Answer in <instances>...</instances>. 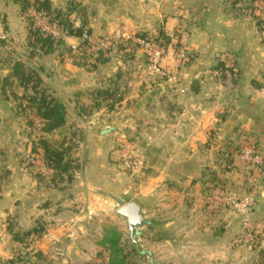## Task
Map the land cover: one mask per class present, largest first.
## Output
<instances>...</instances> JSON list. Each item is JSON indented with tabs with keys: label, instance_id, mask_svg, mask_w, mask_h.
I'll use <instances>...</instances> for the list:
<instances>
[{
	"label": "crops",
	"instance_id": "obj_1",
	"mask_svg": "<svg viewBox=\"0 0 264 264\" xmlns=\"http://www.w3.org/2000/svg\"><path fill=\"white\" fill-rule=\"evenodd\" d=\"M51 2L59 9L74 2L79 13L75 25L86 21L95 38L112 35L123 25L135 34L142 33L156 39L162 49L161 66L169 73L167 78L153 73L148 64L149 56L141 47L118 49L121 53H131L130 61L123 63L126 65L118 67L114 62H107L100 64L95 72L86 73L65 61L57 67L54 79L51 76L44 78L67 107L65 128L68 120L73 118L71 127L84 130L87 149L90 151L89 166L94 165L95 161L99 165L103 164V155L114 147L109 136L112 139L117 136L116 129L125 135H140L150 168L155 171L149 182L141 186L140 196L135 197L140 202L135 198L131 201L139 204L142 213H151L149 218L157 225H171L177 232V237L172 240L175 239L174 244L178 241L179 246L172 245L173 255H182L179 261L187 260L189 264H226L228 260L236 262L233 264H241L244 260L240 259L242 255L231 256L236 248H231L230 240L223 238L227 231L220 232L213 239L212 233L217 224L213 225L209 218H199L198 215L199 223H207L199 227L205 231V235H199L198 227L193 228V211L199 208L200 215L203 214L209 179L216 181L221 178L226 182L228 176L230 179L245 176L246 169L237 150L241 141L253 137L264 151V5L255 16L246 9L250 0ZM3 12L7 27L4 32L0 27V39L4 41L3 51L11 50L12 53L15 42H10L13 38L21 44L27 39L26 22L20 6L13 0H0V14ZM82 41V38L77 37L65 39V43L72 47L80 45ZM180 41L189 51L198 55L186 67L180 66L174 55ZM6 43L9 45L6 46ZM225 53L237 59V72L230 82L223 81L219 76L222 67L220 56ZM46 68L45 64L43 71L48 75ZM97 72L100 74H95ZM101 75L111 77V84L107 85L106 90L113 95L111 100L102 102L91 92L102 88L99 83ZM170 75L176 76L177 81H170ZM92 101L100 103V106L96 107L95 104L94 107H88L87 104H92ZM68 105L69 109L72 107L73 115L68 111ZM88 108L90 110L85 113ZM1 124L0 129L5 130L0 133H4L7 127ZM225 161L230 164L228 167L231 170H224L221 174L218 165L226 166ZM260 181L256 200L257 210L263 214L264 176ZM241 182L240 179L237 186ZM95 186L90 188L93 191L101 189ZM151 188L156 190L154 201L157 202L154 205L150 202L153 199L149 197L153 195L145 193ZM24 192L17 190L13 196ZM95 193L89 192V196L94 198L101 195L98 191ZM11 195L9 191L3 190L2 196L5 197L1 198L0 193V264L12 258L13 237L8 232L9 225H5V217L10 214L20 216L19 226L24 230L31 228L30 220L34 221V208L30 215L22 214L14 206L9 207L7 201ZM16 200H19V196ZM143 200L149 203L151 209L144 205ZM91 204L96 210L100 209L94 201ZM184 214L189 220L186 230L181 227L184 225ZM75 217V222H79V217ZM84 217L90 218L89 213ZM23 221L25 225H22ZM230 222L225 217L222 226ZM225 225L223 228H227ZM59 234L51 231L45 234L44 244L39 247L45 256L49 254L46 248L56 245L52 238L60 239ZM78 243L80 247H85L87 242L79 240ZM165 243L168 242L161 241L163 248L168 246ZM230 248L234 251L230 252Z\"/></svg>",
	"mask_w": 264,
	"mask_h": 264
},
{
	"label": "rangeland",
	"instance_id": "obj_2",
	"mask_svg": "<svg viewBox=\"0 0 264 264\" xmlns=\"http://www.w3.org/2000/svg\"><path fill=\"white\" fill-rule=\"evenodd\" d=\"M262 4L264 5V0H250L246 6L248 8L246 9H249L255 15L262 8ZM62 9L66 13H71L70 19L75 23L77 17H79L75 3L69 2ZM27 12L29 15L21 13L22 17L25 18L28 35V18L31 16V11L29 10ZM2 15H4L6 20L5 12L0 14V27L4 32L7 25ZM32 15L35 17L36 24L40 25L47 32L52 33L56 31L58 33L57 29L50 26L44 19L37 17L33 12ZM54 35L60 36L59 33ZM90 37H92L90 49H80L84 41L82 39L83 41L80 45H74L72 47L65 43V45L58 48L55 54L49 56L36 54L31 57V49L27 44V39L22 44L17 42L18 40L16 38H13L12 41L10 40V43L15 42L14 52L12 53H10L11 50H8V52L3 51L5 45L0 44V124L4 122L1 125L7 127L4 133H0L1 198L5 197L2 196L3 190L9 191L12 194L7 201L9 202V207L14 206L20 209L19 211L22 214L31 215V209L34 208L35 211L32 213L34 221L32 222L30 220L31 228L29 230L38 227L40 229L39 231H43L42 238L28 239V241L25 240L20 243H15L12 240V258L6 261L5 264L8 262L12 264H112L114 258L111 250L108 245H101L100 243L104 242L105 236L111 235L112 237L113 234L111 231L113 230L116 231L119 238V244L117 246L119 252L118 257L119 259H125L124 264H189L187 260L184 262L179 261V257H183L182 255H173L171 252L175 240H172V238L177 237V232L171 228V225L167 227L166 225H157L154 220L149 218L151 213L143 211L142 214L149 220V224L138 229V249L131 239L127 218L118 214L120 208L130 203L135 197L140 196L142 193L141 186L148 181L151 174H154L153 172L155 171L154 168H150L151 165L148 163L150 160L147 159V151L142 148L143 144L141 142L143 140H141L142 137L140 135H125L122 134L123 132L120 129H116L115 132H118V135L113 136V139L109 136V139L114 142V147L111 151L103 155V164L99 165L95 161L94 165L89 166L90 151L87 149V142L85 141V135L83 133L84 130L77 129L76 126L75 128L71 127L73 118L68 120V126L63 131L51 136L45 135L41 131L42 124L40 119L35 116V112L31 110L30 104L27 101V98L34 96L32 89L25 90L19 85L16 79L10 78L12 87H8L6 93L2 91L3 80L12 72L14 63L20 61L31 70L43 69L46 64L48 75L44 74L45 71H41L40 76L43 80L41 89L46 91L48 95L60 100L57 91L48 82H45L44 78L51 76L54 79L56 77L57 67L62 65L61 63L68 61V63L83 69L86 73L95 72L89 71L85 67H80L77 63H84L86 65L93 63L97 57V52L103 49L105 51L104 57L109 59L108 62H114L118 67L126 65L123 63L130 61L131 58L129 56L131 53L119 52L117 45H125L126 50L130 48H141L142 46L138 43L140 38L148 39L160 50L158 55L154 56L143 48L150 59L148 60L150 70L153 73L166 76V78L169 76L167 70L161 66V45L156 39L150 36L142 35V33L135 34L127 27L121 25L112 35L95 38L91 34ZM154 42H157L158 45ZM133 44L136 45L133 46ZM7 45L9 44L6 43ZM71 55H75L77 58L72 59L70 58ZM174 55L178 64L184 67L188 66L198 57L195 52L189 51L182 41L175 48ZM228 56L234 59L236 71L233 73V76L228 78L223 74V68L220 69L219 76L225 82L232 81L237 72V59L234 55L228 53L222 54L220 56L221 63L224 64ZM156 60L157 62L155 64L154 61ZM95 74L100 73L97 72ZM110 79L111 77L99 76V83H101L102 88L91 91L94 92L93 95L99 91H107V85L111 84L109 82ZM169 79L172 82L177 81V77L173 75H170ZM95 104L97 103L92 101V104L90 102L87 106L91 107L93 105L94 107ZM21 106L23 110L20 108ZM89 110L88 108L85 113ZM68 111L73 115L72 107ZM3 130L5 128H1L0 132ZM120 134L124 135V137H121ZM41 138L54 141L58 146L64 144V148L68 149V157L74 159L76 163V169L75 171L73 170V176L71 175L72 181L68 180L67 176L65 181H61L53 171L47 168L42 157V150L38 145ZM255 143L259 145V142L255 138L250 137L243 142L241 141L238 146L239 148H236L239 158L246 169L245 176L242 175L241 178V175H239L235 179H230V176H228L226 182L220 180L221 178L216 181L209 179L210 184L206 185V190L204 189L206 193L204 205L206 204V206L203 207V214L200 215L199 208L193 211V228L195 226L198 227L197 231L200 232L199 235H205V231H201L199 227L207 225V223H199L197 220L198 215L199 218H209V220L213 221V225L217 224L214 226V233H212L214 235L213 239L215 235L222 231L229 232H226L223 238L230 240V244L229 242L228 244L231 248H236V251L230 248V252L234 251L231 253V256L233 255L235 257L237 254L242 255L240 259L244 260L241 264H264V213L260 214L259 210H257L256 200V196H258L256 192L257 187L261 183L260 179L264 176V170L255 172L252 166L241 159L240 154L244 146ZM259 147L263 151L261 146ZM130 160L138 163V168L135 171L128 169V166L126 167V162L130 164ZM220 161H222V158H220ZM77 165L79 166L77 167ZM229 165V163H226V166H222V164L218 165L221 174L224 170H231L228 167ZM41 174L43 177H41ZM55 178L58 182L52 183ZM42 179H45L47 184ZM240 179L243 182H241L240 186H237V182ZM92 185H97L95 187L100 186L101 189H94L93 191V188H90ZM17 190H23L25 192L21 195L18 193V195L15 194L16 196H13ZM96 191L101 193V195H96L97 197L94 198L91 195L89 196V192H92V194L94 192L95 195ZM145 193L152 194L153 196L149 197L153 201L150 202L153 205L156 204L157 200L154 201L156 190L151 188V190ZM18 196L19 200L17 201L16 197ZM248 196L253 198V205L250 210L248 225H244L241 217L238 216V213L232 206H234V200L244 199ZM217 197H220V199H217ZM15 200L17 202H14ZM91 201L97 203L100 209L96 210V207L91 204ZM137 202L140 201L137 200ZM143 203L151 209L146 200H143ZM87 213H89L90 218L84 217ZM75 216L79 217V222H75ZM225 217L229 218L231 225L223 224L222 226ZM19 221H21V217L18 215L13 216L10 214V216L5 217V225H9L8 232L10 231L9 233H11L12 237L15 234H19L22 237L29 231L21 228ZM24 221L22 225H25ZM183 221L184 225H181V227L186 230L189 224L186 214L183 215ZM67 223L71 225H66ZM224 225L227 228H223ZM10 228H12V231ZM49 231L57 234L60 233V239L55 236V238H52L53 243H56V245L53 244L52 247H47L46 251L49 254L45 256L43 250L39 247L41 244H44V236ZM41 240L42 242L39 244ZM79 240L87 242L85 247L79 246ZM161 241H167L168 243L165 244L168 246L163 248ZM174 246H179L178 241ZM49 249L51 250L49 251ZM21 254L28 255V257L20 259ZM184 256L186 257L185 254ZM233 263L236 262L228 260L226 264Z\"/></svg>",
	"mask_w": 264,
	"mask_h": 264
},
{
	"label": "trees",
	"instance_id": "obj_3",
	"mask_svg": "<svg viewBox=\"0 0 264 264\" xmlns=\"http://www.w3.org/2000/svg\"><path fill=\"white\" fill-rule=\"evenodd\" d=\"M13 2L20 6L21 12L27 14L29 10L39 14L50 26L57 29L60 36H55L52 33L47 32L40 25L36 24L35 17L32 15L28 18V36L27 44L31 49V57L36 54L43 56H49L55 54L58 48L65 45V37H77L82 38L80 49H90V42L84 39L85 35L91 36V29L89 28L86 21H83L80 26H76L75 23L70 19V14L66 13L63 9L54 7L51 0H13ZM29 15V14H27ZM4 41L0 39V44ZM157 44V42H154ZM158 45V44H157ZM125 45H117L118 49L123 50ZM70 50V49H69ZM70 52H72L70 50ZM105 51L103 49L97 52L95 61L90 64L77 63L80 67H85L89 71H95L98 69L100 64L107 63L109 59L104 57ZM72 59H75V55H71ZM222 67L224 64L221 63ZM12 72L3 80L2 91L6 93L8 87H12L11 79L14 78L19 82V85L25 90L29 88L34 92V96L27 98L30 108L35 112L41 120V131L45 135H53L60 132L66 126L67 108L63 101L48 95L46 91L41 89L42 78L40 76L43 69H29L22 62H16L12 66ZM97 100L108 101L113 98V95L109 94L108 91L97 92ZM96 107L100 106L96 104ZM22 108V106L20 107ZM23 110V108H22ZM42 150V157L48 169L54 172L61 181H65L67 176L68 180L72 181L73 172L75 171L76 163L74 159L68 157V149L64 148V144L58 146L54 141H50L47 138H41L38 144ZM36 148V145H35ZM37 149V148H36ZM79 165H77L78 167ZM78 169V168H77ZM74 170V171H73ZM77 171V170H76ZM72 175V176H71ZM41 177L42 174H41ZM40 177V178H41ZM42 181H46L42 179ZM56 178L52 183H57ZM47 184V181L45 182ZM12 231V228H10ZM38 227H34L27 231L24 236L20 237L19 234L13 235V241L20 243L22 241H28V239L42 238L43 231H39ZM113 234L105 236L104 242L101 245H108L112 252L114 260L112 264H124L125 259L118 257V244L119 238L115 230L111 231ZM115 234V235H114ZM20 259L27 258L28 255H23ZM7 264H12L8 262Z\"/></svg>",
	"mask_w": 264,
	"mask_h": 264
},
{
	"label": "built area",
	"instance_id": "obj_4",
	"mask_svg": "<svg viewBox=\"0 0 264 264\" xmlns=\"http://www.w3.org/2000/svg\"><path fill=\"white\" fill-rule=\"evenodd\" d=\"M33 14L41 18V16L39 14H36L35 12H33ZM52 33L58 34L56 31ZM84 39L88 40L89 42H92V37H90L89 35H85ZM138 43L142 46V48L146 49L148 52H150V54L154 56H157L160 51L156 47V45H154L148 39L140 38L138 40ZM154 62L156 64L157 60ZM222 71H223V74L227 76L228 78L233 76V73L236 71V65L234 63V59L231 56L230 57L228 56L225 59L224 67ZM259 146L260 145H257L256 143L250 144V145L244 146L240 152L241 159L244 160V162L247 163L248 165L252 166L255 172H261L262 170H264V151H262ZM129 162L130 164L126 162V167L128 166L127 167L128 169L135 171L138 168V165H137L138 163L132 160H130ZM217 199H220V197H217ZM233 205L234 206L232 207L236 210V212L238 213V216L241 217L243 224L248 225V222H249L248 218L250 215V210L252 209L253 198L251 196H248L244 199L234 200Z\"/></svg>",
	"mask_w": 264,
	"mask_h": 264
},
{
	"label": "water",
	"instance_id": "obj_5",
	"mask_svg": "<svg viewBox=\"0 0 264 264\" xmlns=\"http://www.w3.org/2000/svg\"><path fill=\"white\" fill-rule=\"evenodd\" d=\"M118 214L127 218L129 229L131 232V239L139 249V243L137 240L138 229L149 224V220L142 214V209L136 201H131L127 205L118 210Z\"/></svg>",
	"mask_w": 264,
	"mask_h": 264
}]
</instances>
